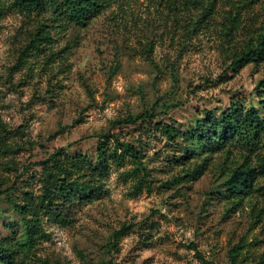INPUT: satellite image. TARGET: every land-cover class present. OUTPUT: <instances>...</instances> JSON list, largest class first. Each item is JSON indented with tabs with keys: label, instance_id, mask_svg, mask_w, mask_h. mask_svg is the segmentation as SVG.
Listing matches in <instances>:
<instances>
[{
	"label": "rangeland",
	"instance_id": "obj_1",
	"mask_svg": "<svg viewBox=\"0 0 264 264\" xmlns=\"http://www.w3.org/2000/svg\"><path fill=\"white\" fill-rule=\"evenodd\" d=\"M49 15L0 0V241L19 250L18 264H233L236 247V264H264V176L239 204L221 192L231 171L264 159V134L258 151L184 163L157 126L190 128L233 98L264 115V61L228 71L264 21V0H113L86 26L57 30ZM41 23L53 42L23 52ZM58 183L69 196L57 190L55 214L39 210L35 244L22 249L16 206L38 207Z\"/></svg>",
	"mask_w": 264,
	"mask_h": 264
},
{
	"label": "trees",
	"instance_id": "obj_2",
	"mask_svg": "<svg viewBox=\"0 0 264 264\" xmlns=\"http://www.w3.org/2000/svg\"><path fill=\"white\" fill-rule=\"evenodd\" d=\"M113 0H13V4L19 10L27 14L42 15L49 13V20L54 24L55 30L58 28H68L69 26H86L91 19L101 14ZM233 23H237V16L232 15ZM46 23H41L32 33L30 42L23 50L40 51L46 45L53 42V35L46 27ZM58 32V31H56ZM228 35V34H226ZM264 61V21L254 33L253 37L245 42L240 52H235L231 58L228 71L237 72L249 64H259ZM259 103L264 108V78L260 81L258 88ZM171 108V106H170ZM205 115L203 119H198L196 124L190 128L177 126L176 120H161L157 126L162 135L172 142H176L184 163L193 162L200 158L203 161L209 160L211 155L217 152L229 154L232 151L255 152L263 143L264 115L261 108L251 104L246 106L239 99L233 98L227 108L219 114L214 111L203 109ZM157 114L145 113L139 116H129L127 119L119 120L118 123H138L147 119H155ZM100 149L97 163L105 169L106 150ZM126 151L137 161V168L142 173H147V169L142 161L139 150L132 144H128ZM116 152L111 155L116 156ZM246 153V154H247ZM121 158V156H118ZM204 169L203 165H196L193 169H188L186 174L176 178L174 183H179L187 178H194ZM264 176V159L258 166H253L247 160L242 165L231 171L224 183L221 192L239 204L245 197L261 189L256 187L257 179ZM4 182L0 180V196L6 194L3 189ZM59 194L69 196L67 187L63 184L56 185V191L46 189L45 193L38 200V207H33L27 203L16 208L23 214L26 224L25 241L20 245L22 249L29 251L36 241V233L39 228V210L45 209L49 214H55V196ZM264 192V191H263ZM31 215L28 220V212ZM64 217V216H63ZM123 232H116V239ZM18 249L11 242L0 241V264H18ZM26 251V252H27ZM240 256L239 247L230 251V258L233 264L237 263ZM264 259V258H263Z\"/></svg>",
	"mask_w": 264,
	"mask_h": 264
}]
</instances>
